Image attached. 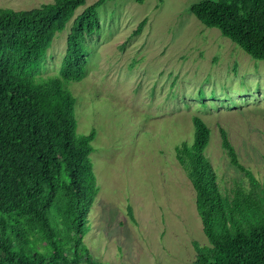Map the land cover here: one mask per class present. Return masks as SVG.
Instances as JSON below:
<instances>
[{"label":"rangeland","instance_id":"rangeland-1","mask_svg":"<svg viewBox=\"0 0 264 264\" xmlns=\"http://www.w3.org/2000/svg\"><path fill=\"white\" fill-rule=\"evenodd\" d=\"M52 1L0 0V7ZM198 1L104 2L98 31L84 40L85 74L66 84L77 132H95L90 157L99 191L83 241L102 264H196L192 242H208L174 153L192 139V115L211 130L205 153L222 187L243 175L221 148L220 127L264 186V60L202 24L189 11ZM73 18L56 33L39 76L58 75Z\"/></svg>","mask_w":264,"mask_h":264},{"label":"trees","instance_id":"trees-1","mask_svg":"<svg viewBox=\"0 0 264 264\" xmlns=\"http://www.w3.org/2000/svg\"><path fill=\"white\" fill-rule=\"evenodd\" d=\"M106 1L96 0L76 16L85 0L0 7V264H102L83 241L99 191L90 157L95 132H77L75 97L66 84L85 74L84 40L98 31L97 9ZM189 11L264 60V0H199ZM71 18L59 75L35 77ZM191 122V141L175 145L174 153L193 187L208 242H192L194 262L264 264V186L220 127L221 148L243 175L222 187L205 153L211 130L199 115ZM127 213L134 222L130 205Z\"/></svg>","mask_w":264,"mask_h":264},{"label":"clouds","instance_id":"clouds-1","mask_svg":"<svg viewBox=\"0 0 264 264\" xmlns=\"http://www.w3.org/2000/svg\"><path fill=\"white\" fill-rule=\"evenodd\" d=\"M65 47H66V46H65ZM64 51H65V50H64ZM48 54H49V53H47V56H48ZM63 54H64V53H63ZM47 56H46V58H47ZM62 57H63V56H62ZM46 58H45V60H46ZM61 59H62V58H61ZM44 62H45V61H44ZM60 66H61V60H60V64H59V68H58L57 72H56L55 74H52V75H56L57 73H58V75H59V71H60V68H61ZM34 73H35V72H34ZM34 76H35V77H41V76H39V72H36ZM48 76H49V75L44 76V77H48ZM80 80H81V79H80ZM80 80H79V81H80Z\"/></svg>","mask_w":264,"mask_h":264}]
</instances>
